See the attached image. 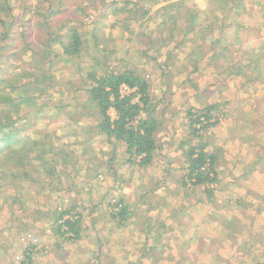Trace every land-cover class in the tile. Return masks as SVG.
<instances>
[{
    "label": "rangeland",
    "instance_id": "1",
    "mask_svg": "<svg viewBox=\"0 0 264 264\" xmlns=\"http://www.w3.org/2000/svg\"><path fill=\"white\" fill-rule=\"evenodd\" d=\"M175 1L192 6L197 19L206 22L191 21L186 30L175 28L170 35L166 20L157 37L160 30L152 29L164 14L184 17V7L167 6ZM212 1L164 0L130 17L126 29L110 28L111 11L122 6L139 11L148 0L136 9L133 0H114L112 7L107 5L112 0H66L64 7V0H0L2 14L8 10L16 20L12 33L0 36V78L11 79L14 98L43 90L37 104L12 103V111L22 116L14 127L30 138L56 136L49 142L58 148L57 158L67 161L55 177L59 181L47 179L40 194L29 184L34 166L41 164L35 159H29L25 181L4 184L0 264H19L17 258L30 247L27 232L40 240L30 264H128L143 251L148 254L142 264H264V0H243L242 11L226 15V25L218 22L222 9L206 12ZM74 18L84 20L87 35L80 58L70 61L59 42L47 46V40L65 32ZM209 21L212 27L202 28ZM149 34L143 56L140 48ZM223 43L225 60L216 61ZM196 49L208 55L201 59ZM131 64L150 81V111L159 122L158 148L145 166L138 158L126 162L119 144L96 133L89 95L82 89L91 67L116 70ZM211 103L218 105L219 121L192 135L191 112ZM204 141L218 156L210 195L202 185L181 183L189 146ZM13 164L6 162L0 170ZM149 188L155 190L146 193ZM17 192L22 211L12 217L7 208ZM119 199L131 214L124 223L112 218ZM55 207L81 212L82 238L57 235L51 228Z\"/></svg>",
    "mask_w": 264,
    "mask_h": 264
},
{
    "label": "trees",
    "instance_id": "2",
    "mask_svg": "<svg viewBox=\"0 0 264 264\" xmlns=\"http://www.w3.org/2000/svg\"><path fill=\"white\" fill-rule=\"evenodd\" d=\"M113 1L114 0H112L111 4L107 5H111L112 7L114 4ZM140 1L141 0H133L135 9L136 6L140 4ZM148 1L150 4L144 8L140 7L139 11H134V7H128L127 9L125 6L115 8L112 11L110 9L109 11H111V14L115 16L110 24V28L115 26L119 27L120 25L123 28L126 27V29H129V26L131 25L129 24L130 17L134 19L136 16L139 17L144 13H148L155 3H159L164 0H156V2H154V0ZM64 4H66V0L62 3L63 7ZM169 5L177 9L181 6L184 7V17L180 19L176 15L172 13L169 14L168 12L164 14L160 18V20L162 19L161 22H159L160 24L157 23V25L152 29L153 31L160 30L159 32H156L157 37L160 36L161 28L165 25L164 22L166 20H169L168 29L170 35H174L175 28L179 30L185 28L186 30L191 21L196 22L197 20L199 25H203L206 22L205 20L197 19V14L194 15L197 11H195L192 6H187L183 2L176 1L168 3L167 6ZM241 5L242 8H240ZM210 7H212V11L217 12L222 9L223 12L221 11V14H224L219 16L218 22L221 25H226L225 23L229 19V17L226 18V15L229 14L232 15L231 17H234V15H237L240 11H242L243 0H213L206 8V12L210 10ZM4 10L5 9H2V5H0V36L4 33L5 37V33L6 35L12 33V28L15 26L16 20L13 21L14 13L10 14L8 10L5 14H2ZM107 13L108 9H105L103 14ZM71 21L73 23L68 26L65 32L56 34L54 35V38L51 37V40H47V46L50 45L51 41L59 42L62 54L67 56L70 61L76 57L80 58L81 52L86 45L84 41L87 35L84 29L85 23L83 19L74 18V20L71 19ZM206 27H212V23L209 21L208 25L202 26V28ZM92 35L96 38L95 33ZM146 38L147 43L144 47L140 48V54L143 56L149 49V42L152 40L151 34H149ZM164 38L165 36L158 38L161 44L164 43ZM219 46L221 47L220 54H222V52L226 50L224 47L226 44L223 43ZM100 50H102L104 54L103 59H107L105 49ZM195 51L202 54L200 56L201 59H204L208 55L198 49ZM224 55L225 53L220 55L216 61H224ZM232 67L235 68V64H233ZM29 69L30 68H28V70ZM16 73L17 71L14 70L13 75L11 76L12 80L15 78L14 75H16ZM233 73L238 74V71L233 70ZM242 75L246 78V74L244 72ZM85 77V86L84 88L82 87V89H84V91H86L89 95L96 133L98 135H102L114 146L119 144L125 153L126 162L131 163L135 158H138L137 164L139 166L150 164L154 157V153L158 148V137L156 136V132L159 127L157 118H155L151 112L152 109L150 111V81L142 72L139 71L138 68H136V65L133 64L129 65V67L127 65L121 66L120 69L117 68L116 70L109 68V66L101 67L99 69L91 67V70L85 74ZM10 80V78H5V76L0 78V167L2 165L4 166L6 162H13L14 164L0 170V193H2V190H4L5 185L8 183L13 185L16 181H25L24 177L27 174L26 170H31V162L35 159V161H41V164L40 166H34L36 172H33V177L29 180V184L34 185L38 189H36V193L38 194L43 190L41 187L45 188L46 185L50 183H48L49 179H56L57 182L59 181V179L55 177L58 172H61L60 165H66L67 161L62 155L61 160L57 158L58 148H54V144L49 142L55 141L56 136L51 137V140H49V138L47 140H43V136L40 137V135L30 138L27 134L21 135V133H19L20 129L18 127H14V120L17 121L22 116L21 114L18 115L15 114L16 112L12 111V103L19 100V103L23 104L26 102L37 104L43 90L33 97L29 96L24 98L21 96V98H14L11 97V90L14 89V86L10 83ZM217 109L218 105L211 103L204 106V108L192 111L189 116L190 131L193 132L191 134L194 135L196 132L198 133L201 130L207 129L206 126L216 124L220 119V114L217 113ZM110 110L115 112L114 117H111ZM144 111L150 112L144 114ZM37 114L38 112L35 113V115ZM208 145H210V142L204 141L189 146L188 151L186 152L188 161L185 168L186 174L181 179V183L183 186L202 185L203 192L210 195L213 191L211 185L217 182L218 173L216 162L218 156L216 150L209 148ZM59 153L61 152L59 151ZM57 165L60 168H57ZM43 170L45 172L44 175H42ZM51 184L49 185L51 187L56 185ZM150 190L154 191L155 189L149 188L145 192L147 193ZM185 193L187 196L192 195V192L187 191L186 188ZM17 196L18 198L16 199ZM20 197L21 194L18 192L14 197H11L9 208H7V210L10 212L12 217L18 211H22ZM17 204L20 205L16 207ZM73 209V207H70L59 211L55 207L54 211L51 213V228L55 230L57 235L64 236L66 240L77 241L82 238L80 235V231L82 230V215L81 212H74ZM127 209L128 206L126 203H124L122 199H119L117 203H115L112 218L118 219L120 222L124 223L128 216H131ZM14 220H17V217H14ZM142 223L145 224L146 222L142 220ZM20 224H22L23 227H28L29 225L28 223L21 222ZM26 234L30 239V247L24 250L22 257L17 258L19 264H30L32 262V253L37 251V246L40 241L36 239V235H32L30 232H27ZM44 248L45 247L42 249L43 252L45 250ZM100 254L101 253L99 251V255ZM147 254L148 251H143L140 253L137 260L128 264H142V261Z\"/></svg>",
    "mask_w": 264,
    "mask_h": 264
}]
</instances>
